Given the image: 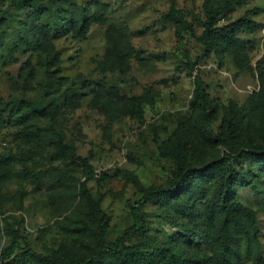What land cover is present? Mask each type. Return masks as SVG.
<instances>
[{
  "label": "rangeland",
  "instance_id": "374dc122",
  "mask_svg": "<svg viewBox=\"0 0 264 264\" xmlns=\"http://www.w3.org/2000/svg\"><path fill=\"white\" fill-rule=\"evenodd\" d=\"M22 1L0 0L4 264H43L19 257L17 245L66 264L98 246L99 228L80 196L86 178L107 218V242L132 226L131 207L142 202L144 232L125 237L151 263L167 257L169 264H220L214 236L221 216L207 201L211 183H202L199 197L195 182L170 206L143 202L146 190L171 184L176 165L161 150L174 136L192 167L226 159L246 177L249 185L233 188L254 221L240 217L230 225L238 255L232 264H253L257 255L264 260V164L234 156L246 143L264 146V0L232 5L219 25L255 10L247 15L255 31L240 32L238 45H222L205 58L195 38L164 16L173 7L199 35L196 18H203L204 6L224 0H65L62 6L34 0L32 8ZM67 12L76 21L95 13L99 21L86 33L65 35ZM20 32L35 43L16 45ZM50 53L56 54L52 68ZM196 77L211 115L205 129L198 124L203 110L191 105ZM185 205L191 217L183 215ZM190 234L201 239L198 245Z\"/></svg>",
  "mask_w": 264,
  "mask_h": 264
},
{
  "label": "trees",
  "instance_id": "16d2710c",
  "mask_svg": "<svg viewBox=\"0 0 264 264\" xmlns=\"http://www.w3.org/2000/svg\"><path fill=\"white\" fill-rule=\"evenodd\" d=\"M64 1L65 0H55L54 3L62 6ZM238 2L239 0H224L222 6L218 5L213 7L205 5L203 18H196L197 26L201 29L199 35L196 34L192 25L185 19L181 12L175 10L173 7L170 8L164 16V19L176 23L182 30L188 31L200 45L201 57L205 58L222 45H238L240 42H238L237 34L240 32L253 33L255 31L256 23L247 17L248 14L254 13L255 10L248 11L237 20L219 25L224 19L223 17L225 13L230 12L232 5L237 4ZM21 5L27 8H32L35 5V1L24 0L21 2ZM98 7H100V4ZM44 14L47 17H50V10H45ZM98 21V16L95 13L90 17L83 16L80 21H76L72 14L67 12L62 19V22L64 23L62 27L63 33L65 35L70 34L71 29L75 31V33H86L88 27L93 23H98ZM18 37L16 45L31 44L32 46L33 43H35L34 40H29L28 36L23 32H20ZM54 55L50 53L47 57L48 68L55 66ZM191 105L203 110L202 116L198 121L199 126L202 129L209 127L211 115L204 111L207 105V94L204 89V84L199 77H196L194 80V91ZM174 139L175 142L174 144L172 143L171 147L162 148L161 150V155L172 159L176 165V170L171 174V184L166 188L146 190L143 202L156 201L162 205L170 206L174 203L179 193L188 191L195 182L197 183L195 191L198 193L199 197H201V194H205L202 183H204V181L211 183L212 190L207 201H213L214 209H212L211 212L215 210L221 216V224L214 236L217 243V261L220 264H232L238 258V255L232 245L230 225L236 223L240 217H244L251 222L254 221L253 211L244 207L236 200L233 186L235 184L242 185L243 183L249 185V182L241 172L233 171L230 168L229 161L226 159L213 161L204 167H192L187 164L182 155L184 145L177 136H174ZM175 151L178 152L177 155L175 154ZM234 156L238 159L261 161L264 164V146L255 147L246 143L241 151L234 152ZM86 169H89V167ZM87 173H89V170H87ZM90 180V178H86L80 184V196L89 216L97 223L99 228L100 234L98 236V246L88 255L78 258L74 264H105L107 261L118 262L120 264H169V258L167 257H165L166 261L164 263H151L149 258H146L142 251L127 242L125 237L127 234L144 232L143 219L138 208L142 202L131 207V215L133 219L132 226L114 242H107L105 236L108 227L107 218L100 209L99 203L91 196L87 188V183ZM205 196H207V192ZM182 213L187 218L191 217V208L188 205H185ZM201 230L203 231L202 227ZM190 235L192 241L198 245L201 239L197 235ZM16 249L23 250L18 254L19 257L34 256L43 264H66L58 261L52 256L48 257L35 254L27 246L21 248L17 245ZM252 262L253 264H264V260L261 259L260 255L255 256ZM1 263L4 264L2 256H0V264Z\"/></svg>",
  "mask_w": 264,
  "mask_h": 264
}]
</instances>
